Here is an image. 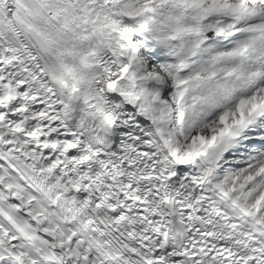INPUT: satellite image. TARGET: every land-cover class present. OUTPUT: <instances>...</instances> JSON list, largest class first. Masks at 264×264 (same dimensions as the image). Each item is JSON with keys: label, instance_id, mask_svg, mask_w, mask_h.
<instances>
[{"label": "snow or ice", "instance_id": "snow-or-ice-1", "mask_svg": "<svg viewBox=\"0 0 264 264\" xmlns=\"http://www.w3.org/2000/svg\"><path fill=\"white\" fill-rule=\"evenodd\" d=\"M0 264H264V0H0Z\"/></svg>", "mask_w": 264, "mask_h": 264}]
</instances>
